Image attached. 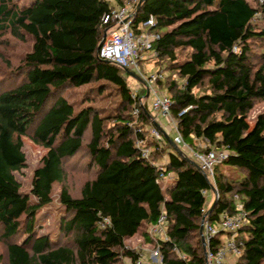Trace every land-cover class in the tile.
I'll use <instances>...</instances> for the list:
<instances>
[{
  "label": "trees",
  "instance_id": "1",
  "mask_svg": "<svg viewBox=\"0 0 264 264\" xmlns=\"http://www.w3.org/2000/svg\"><path fill=\"white\" fill-rule=\"evenodd\" d=\"M138 2L31 0L20 6L0 0V37L29 42L20 62L0 73V237L7 241L1 264H136L140 254L124 241L138 233L156 243L165 264H205L202 218L216 224L223 214H237L238 205L245 217L234 234L240 250L235 264H264V111L252 126L247 121L264 100V51L252 50L264 46V26L254 21L264 15V2L142 0L136 11ZM129 3L135 32L154 17L148 27L156 35L152 64L163 74L154 88L166 90L183 141L193 150L228 153L213 170L218 197L210 213L206 175L169 136L150 135L157 123L146 85L132 87L126 69L98 56L113 25L103 15ZM78 88L81 107L65 94ZM105 99L109 107L97 106ZM21 135L46 149L28 192L13 174L25 164ZM82 148L88 156L82 167L93 176L73 196L64 185L66 164ZM169 148L177 155L157 163ZM159 167L174 174L166 186ZM55 183L63 185L53 237L38 234L35 225L53 202ZM161 214L164 238L157 239L150 228ZM19 233L23 239L11 241ZM231 234L220 231L211 249L223 247Z\"/></svg>",
  "mask_w": 264,
  "mask_h": 264
},
{
  "label": "built area",
  "instance_id": "2",
  "mask_svg": "<svg viewBox=\"0 0 264 264\" xmlns=\"http://www.w3.org/2000/svg\"><path fill=\"white\" fill-rule=\"evenodd\" d=\"M258 1L262 3L264 0ZM133 10V4L129 3L122 7H115L110 13L103 15V22L105 24L112 23L113 25L106 33L98 49V56L101 59L117 64L127 71L137 74L142 79L148 91L153 94L151 110L161 114L163 117L171 118V122L176 131V136L173 139V142L180 149L184 150L190 159L197 163L200 170L206 175L214 189H216L213 170L216 165L222 163L224 159H226L228 153L224 149H209L207 151L193 150L183 141L181 135L177 131L176 120L170 114L171 100L169 96L166 93L161 94L153 85L154 81L163 78V74L154 71L153 73L146 75L140 71L139 67V61L143 58V51L151 50L153 56L156 55V51L152 48V40L156 35L148 32V27L154 24V17L150 16L146 21L141 22L137 27L139 32H135L130 25ZM137 87L138 86H134V88ZM138 112L139 109L135 107L133 113L137 115ZM150 135L158 140H161L164 136L156 125L150 127ZM136 145L140 148L141 155L143 157H148L149 149L142 145V140H137ZM159 169L161 170L160 172L163 178L171 175V172H165L166 169L164 167H159ZM214 196L218 197L217 194H214ZM240 209V205H238L237 214H223L220 221L216 224H211L205 219V217H203L201 236L204 240L203 247L205 264H235L240 250L235 241L234 234L237 229L243 225L245 217ZM164 218V214H161L158 219V224L150 228L151 235L160 233L164 238V232L160 226ZM220 231H228L232 234L225 237L223 247L213 251L210 247L211 240ZM229 254L232 256V261ZM136 264L165 263L160 255L159 248L156 246L154 250H149L148 254H141L139 259H137Z\"/></svg>",
  "mask_w": 264,
  "mask_h": 264
},
{
  "label": "rangeland",
  "instance_id": "3",
  "mask_svg": "<svg viewBox=\"0 0 264 264\" xmlns=\"http://www.w3.org/2000/svg\"><path fill=\"white\" fill-rule=\"evenodd\" d=\"M31 0H15V2L18 5H25ZM264 2V1H263ZM262 2V3H263ZM254 21L258 24H262L264 26V15L261 13H258L255 16ZM6 41L4 40V37H0V73L9 67L15 66L20 62V59L22 58L23 53L28 50L29 42L26 41H18L14 37L9 36L8 34L5 36ZM2 40V41H1ZM255 53H260L261 51H264V46H256L252 49ZM143 58L139 63L140 71L143 74H150L156 71V67L152 64L153 60V54L151 50H145L142 53ZM185 56V51H182L178 53V58L182 59ZM257 59L255 58L254 61ZM10 62V65H9ZM169 72H167L168 74ZM3 74V73H2ZM132 78H134L132 76ZM135 79V78H134ZM131 85L134 87L135 85L138 86L140 82L135 80H131ZM155 86V84H153ZM93 86V85H91ZM83 88L78 89H69L65 94L68 97L70 101H73L76 105V107H81L85 104H83L82 98V91ZM157 90L161 94H165L166 90L164 89H158ZM153 95L150 94L148 97V102L146 103L147 106H150L151 110V102H152ZM111 104L110 99H105L97 103V106L99 107H109ZM264 111V100L256 102L251 110L248 112L247 115V121L250 126L253 125L256 116ZM152 115L154 117V120L156 122L162 123L166 125V119H168L171 122V118L163 117L161 114L156 113L152 111ZM158 124V123H157ZM160 128V127H159ZM162 132V128H160ZM171 139H174L176 136V131L173 130L171 135H168ZM21 141H22V152L24 153L25 157V164L24 166L13 172L15 178L19 181L21 185V191L28 192L30 189V183L31 178L34 169L38 166L41 157L45 154L46 149L34 143L32 139L28 135H21ZM85 147V146H84ZM177 151L174 149H167L166 155L162 157L161 160L157 161V163L165 162L169 159L170 154L176 156ZM164 160V161H163ZM88 162V156H87V150L86 148H82L80 152H78L72 159L68 160L66 164V177L64 181V185L68 188L69 192L73 196H78L80 187L82 183L93 176V170L89 171L82 167V165L86 164ZM226 173L233 174V170H226ZM174 180V175H172L168 179L161 180V183L163 184H169ZM63 184L55 183L53 185V195L54 199L53 202L47 206H45L40 212H39V221L37 222L36 232L38 234L40 233H50L53 237L56 236V233L58 231V204L56 196L59 192L60 187ZM207 198V206L210 205L215 196L212 191V189H208L206 193ZM220 228V227H219ZM1 234V229H0ZM155 238L161 239L163 238V235L160 233H155ZM24 235L19 233L18 235L14 236V238L11 241H21L23 239ZM6 244L7 241L5 239H2L0 237V264L2 262H5L6 259ZM124 244L129 249L134 250L138 254H148L149 250H154L156 248V243L153 242H145L144 237L138 233L134 235L131 238H126L124 241ZM230 255V254H229ZM232 256L230 255V258ZM232 261V258H231ZM124 262L127 264L129 263L128 259H124Z\"/></svg>",
  "mask_w": 264,
  "mask_h": 264
},
{
  "label": "water",
  "instance_id": "4",
  "mask_svg": "<svg viewBox=\"0 0 264 264\" xmlns=\"http://www.w3.org/2000/svg\"><path fill=\"white\" fill-rule=\"evenodd\" d=\"M141 1H142V0H139V2L137 3L136 11L138 10ZM103 60H104V61H107V60H105V59H103ZM128 72H129L130 75L133 76L137 81L143 83L142 79H141L137 74H135V73H133V72H130V71H128ZM147 94H148V92H147ZM157 125H158V124H156V126H157ZM164 136L167 137L166 134H164ZM168 138H169V137H168ZM170 141H171L172 145L175 147V149H177V150L181 153V150H179L178 146L173 142V140L170 139ZM188 160H189L194 166H196L198 169H200L199 166L197 165V163H196L195 161H193V160L190 159V158H188ZM211 189H212L213 193L216 195V194H217V190L214 189L213 186H211ZM216 199H217V196L214 198L213 202L209 205V207H208L206 213H210V212L212 211V209H213V207H214V205H215ZM202 220H203V218H202ZM202 220H201V223H200V225H199V232H200V235H201V232H202ZM201 240H202V244H204V240H203V237H202V236H201Z\"/></svg>",
  "mask_w": 264,
  "mask_h": 264
},
{
  "label": "crops",
  "instance_id": "5",
  "mask_svg": "<svg viewBox=\"0 0 264 264\" xmlns=\"http://www.w3.org/2000/svg\"><path fill=\"white\" fill-rule=\"evenodd\" d=\"M136 86V85H135ZM151 94H152V92H150ZM153 95V94H152ZM148 100V99H147ZM149 108H150V106H149ZM156 123H158V128L160 127V128H162V133H163V135L164 134H166L167 136L168 135H171V133L173 132V130H175L174 129V127H173V124H172V122H170L168 119H166V125H164V124H162V123H159V122H156ZM159 128V129H160ZM198 144L200 145L201 144V142H198ZM164 161V160H163ZM172 175H174L173 173H171V175L170 176H168V177H165L166 179H168V178H170ZM164 178V179H165ZM163 184V183H162ZM167 184H163V186H166Z\"/></svg>",
  "mask_w": 264,
  "mask_h": 264
}]
</instances>
